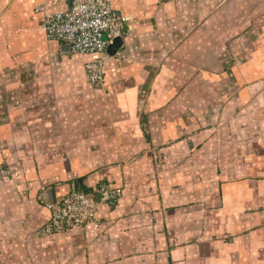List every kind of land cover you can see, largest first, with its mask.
<instances>
[{
    "label": "crops",
    "instance_id": "crops-1",
    "mask_svg": "<svg viewBox=\"0 0 264 264\" xmlns=\"http://www.w3.org/2000/svg\"><path fill=\"white\" fill-rule=\"evenodd\" d=\"M71 1L0 0V164L12 170L0 181V264H264V0L261 14L252 8V25L231 50L229 67L215 52L220 67L214 80L232 88L222 92L224 103L214 105L210 116L199 111L197 122L184 83L181 92L169 77L164 88H148L154 47L165 58L175 49L159 39L182 33L189 58V17L172 24L174 0H110L127 29L124 45L106 61L103 86L121 102L108 109L125 115L112 124L135 122L141 129L148 116L150 140L134 143L149 142L157 150L165 144L166 150L116 158L104 152L96 158L124 163L86 167L78 156L66 155L61 130L81 129L84 121L94 126L87 117L93 106L63 101L64 95L93 91L85 73L90 56L67 52L43 28L47 14L68 9ZM150 13L163 21L155 31L145 23ZM64 66L71 72L62 73ZM65 107L74 117L64 118ZM103 181L123 189L117 204L101 202L86 226L39 233L50 218L48 201Z\"/></svg>",
    "mask_w": 264,
    "mask_h": 264
},
{
    "label": "rangeland",
    "instance_id": "rangeland-1",
    "mask_svg": "<svg viewBox=\"0 0 264 264\" xmlns=\"http://www.w3.org/2000/svg\"><path fill=\"white\" fill-rule=\"evenodd\" d=\"M162 2L163 1L161 0L158 3L160 4ZM169 3L173 5L171 7L166 5L165 8H171L168 15L170 16L174 14V19L172 21V24H174V26H181L189 17V24L191 27L190 55L188 58L186 54L187 51H185L182 46V33H180L181 35L179 33H174L173 36L171 34H166V36L168 37L166 38V40L163 39L162 41L159 39L158 41L162 42V46L165 42L164 47L167 46L168 43L170 44V47L174 46L175 49L173 53L172 51H169V55L172 53L173 56L165 58L160 54L161 50L158 47H154L153 52H155V54L150 63V67H152L150 69L153 73L152 77H150L151 80L148 88L150 90L153 88V90L155 91L164 88L167 78L169 77V79L173 78L176 90H179L181 92L184 83L185 88L187 87V89H189L192 94V97L188 98L190 100V106L192 108L191 110L193 114V116L190 117H193L197 122V115L199 111L210 116V110L213 109L214 105H216L217 103H224V97H222L221 95L222 92L231 90L232 88L230 83L227 81L215 82L214 80V73L218 72L220 67V63H218L215 52L217 51L218 54H220L221 52L223 53L220 57V62L229 67L231 50L234 49L237 44H239L240 46L241 43L239 41H242V38L244 37L246 31H248L249 26L252 25V17H250L253 12L252 8L255 7V13L260 12L255 14V16H258L263 10V1L252 0L251 2L248 0H174V2L171 1ZM153 5L154 4H152V6ZM150 6L151 4H148V7ZM248 8H250L249 11ZM152 13L148 15L149 17L147 18V20H145V23H148V25L152 27L153 31H155L156 26H161L163 24V21L161 20V18L156 19ZM184 13H187V16ZM165 16H167L166 12ZM259 19L258 22L260 23L262 20L261 18ZM164 24L166 25V22ZM156 36L160 38V36L164 35L160 33ZM202 38L204 39L203 42ZM172 42H174V44ZM200 42H202L201 44L203 45V47H207L206 49H204V51L202 47V49H199ZM196 44L198 45V47H196ZM88 57L89 56H87V58ZM221 69L220 71H222ZM70 72L71 70L68 69V67L66 68L64 66L62 68V73L68 74ZM205 72H207L206 75ZM86 83L89 89H93L92 92L88 93V97L85 96V93L81 92L78 93V98L75 96L66 98L65 95L63 97L64 104L65 102H68L69 104H74V106H77V104H79L80 107H83L85 105L94 107L92 108L93 113H89L87 116L89 121L91 118L93 119V128H91L90 126L87 127L86 121H84L81 123V129L78 128L71 130L69 128H63V130H61L63 134L61 145L65 152L68 150V153L66 154L67 156H78V158H80V163H83L86 167L90 166L92 163L94 166H98L100 163H104L105 165H117V163H121L120 161H123H110L96 158L99 154H104V152V156L108 158H116L118 156L123 157L124 155L132 153H145L148 151H154V149L158 153L165 152V144H160L159 146H161L162 148H158L157 150V148L151 147V145H149V142H143L141 144L134 143V141L137 142L140 137L150 140L149 130L146 127L148 116L145 121H141L143 113L134 115L135 120H137L136 124L139 125V121H141L140 127L144 126V128L141 127L140 129L138 128V126L134 127L133 124L135 122H128L127 125L116 127V125H113L112 123L118 118H124L125 115L120 114L119 112H116L111 108L113 105H120L121 102L118 100V98L113 97L106 87L91 86L88 80L86 81ZM80 89L86 88L83 87ZM216 91H220L221 93H216ZM67 92H69V90L64 89V94H66ZM188 99L187 97H185V101H187ZM108 106H111V108L108 109ZM66 108L67 107H65V109ZM180 108L181 113L183 114L182 106H180ZM159 113L162 112L160 111ZM63 115L64 118L66 116L74 117V113L72 112V110L70 112V110L68 111V109H66V112H64ZM184 115L188 116V111L184 112ZM159 117L160 118L158 120H161L162 117H164L165 119V114L160 115ZM208 120H210V118ZM59 131L60 130L58 129L57 132ZM78 132L79 135L81 132H84L83 136L85 138L78 137L77 143L68 144ZM87 132H92L94 134L93 136L91 134H85ZM155 132L160 133L161 129H155ZM174 132L178 133V129L176 128ZM70 133L73 134L70 135ZM163 134H165V132ZM73 140L76 141L75 139ZM57 147H59V145ZM81 157H84L85 159H82ZM144 163L152 162L145 161Z\"/></svg>",
    "mask_w": 264,
    "mask_h": 264
},
{
    "label": "built area",
    "instance_id": "built-area-1",
    "mask_svg": "<svg viewBox=\"0 0 264 264\" xmlns=\"http://www.w3.org/2000/svg\"><path fill=\"white\" fill-rule=\"evenodd\" d=\"M37 10L44 11V5ZM125 21L116 14L110 0H72L68 9L47 14L43 28L49 40L68 44L73 54L90 56L85 63L86 77L90 85L99 87L105 82L108 46L115 38L125 36ZM11 175L12 170L0 164V181ZM122 197L123 189L108 181L90 191L73 188L47 202L50 218L39 233L46 236L86 226L95 221L101 202L112 206Z\"/></svg>",
    "mask_w": 264,
    "mask_h": 264
},
{
    "label": "water",
    "instance_id": "water-1",
    "mask_svg": "<svg viewBox=\"0 0 264 264\" xmlns=\"http://www.w3.org/2000/svg\"><path fill=\"white\" fill-rule=\"evenodd\" d=\"M124 38L123 37H117L114 39V41L108 46V54L110 56H115L118 50L124 45ZM67 45V52H70V46ZM97 199L99 200V196H97Z\"/></svg>",
    "mask_w": 264,
    "mask_h": 264
},
{
    "label": "trees",
    "instance_id": "trees-1",
    "mask_svg": "<svg viewBox=\"0 0 264 264\" xmlns=\"http://www.w3.org/2000/svg\"><path fill=\"white\" fill-rule=\"evenodd\" d=\"M75 188H76V189H83L82 187H78V186H76ZM84 190H86V191H90L89 189H85V188H84Z\"/></svg>",
    "mask_w": 264,
    "mask_h": 264
}]
</instances>
